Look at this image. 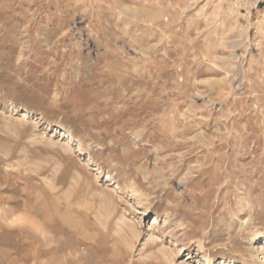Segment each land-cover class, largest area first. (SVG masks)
<instances>
[{"label": "rangeland", "instance_id": "1", "mask_svg": "<svg viewBox=\"0 0 264 264\" xmlns=\"http://www.w3.org/2000/svg\"><path fill=\"white\" fill-rule=\"evenodd\" d=\"M1 231L0 264H264V0H0Z\"/></svg>", "mask_w": 264, "mask_h": 264}, {"label": "crops", "instance_id": "2", "mask_svg": "<svg viewBox=\"0 0 264 264\" xmlns=\"http://www.w3.org/2000/svg\"><path fill=\"white\" fill-rule=\"evenodd\" d=\"M0 246L5 250L9 251L10 246L14 247V251L17 250V254L20 251L21 245L18 243V236L14 232L1 231L0 232Z\"/></svg>", "mask_w": 264, "mask_h": 264}, {"label": "bare ground", "instance_id": "3", "mask_svg": "<svg viewBox=\"0 0 264 264\" xmlns=\"http://www.w3.org/2000/svg\"><path fill=\"white\" fill-rule=\"evenodd\" d=\"M67 138L71 141H73V137L71 135H67ZM79 146H81V144H79Z\"/></svg>", "mask_w": 264, "mask_h": 264}]
</instances>
